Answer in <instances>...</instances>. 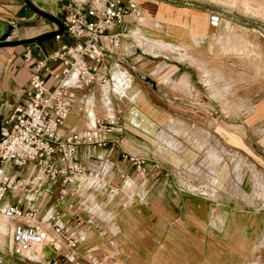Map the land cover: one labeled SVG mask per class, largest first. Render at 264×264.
Wrapping results in <instances>:
<instances>
[{
    "label": "crops",
    "instance_id": "crops-1",
    "mask_svg": "<svg viewBox=\"0 0 264 264\" xmlns=\"http://www.w3.org/2000/svg\"><path fill=\"white\" fill-rule=\"evenodd\" d=\"M135 1L143 17H126L120 46L105 59L112 82L96 83L91 91L77 87L71 109L60 126L64 133L90 130L94 116L102 114L112 122L110 135L118 141L112 151L80 146L78 154L83 163H110V173L100 179L84 176L75 195L56 202V189L47 202L64 220L76 212L84 218L77 231V254L68 260L64 249L56 251L49 245H42L41 250L52 249L43 260L34 257L40 246L31 257L13 254L8 249L12 222L0 218L4 264H91L90 255L111 257L113 264H264V229L256 221L260 211L236 207L241 201L252 207L264 203V196L258 195L264 187V95L245 106L234 105L236 109L230 112L204 98L201 106L177 99L173 95L174 81L185 94L186 90L193 91L197 82L207 92L209 85L214 94L232 88L209 69L204 75L200 69V74L187 69L190 63L183 65L185 61L176 56L184 54L201 66L188 52L146 50L137 41L150 47L144 41L147 38L143 40L138 34L171 46L187 45L193 42L192 37L206 44L213 28L208 22V8L172 0ZM65 3L0 0V124L15 106L28 100L31 66L24 58L26 44L31 43L35 53L37 45L46 51L56 45L54 33L59 31V24L34 6L62 23ZM62 39L69 40L65 33ZM202 54L198 59L205 62L208 58ZM182 67L185 69L180 72ZM181 81L187 84L183 87ZM47 82H53L50 74ZM176 128L185 134L179 140L184 145L181 149L169 145V137L178 136ZM188 132H201V143L186 139ZM208 140L216 146L208 148L209 156L220 163L215 179L210 167L202 165L206 183H199L190 166L199 162V148ZM122 150L146 157L144 174H138L120 157ZM230 154L241 166L238 171L250 175L236 179L234 165L227 161ZM255 173L260 174L261 187L253 182ZM69 200L77 209L67 206ZM22 203L27 205L26 199ZM16 256L23 261L15 262Z\"/></svg>",
    "mask_w": 264,
    "mask_h": 264
},
{
    "label": "built area",
    "instance_id": "built-area-1",
    "mask_svg": "<svg viewBox=\"0 0 264 264\" xmlns=\"http://www.w3.org/2000/svg\"><path fill=\"white\" fill-rule=\"evenodd\" d=\"M126 17H143L137 1L66 0L62 30L54 33L56 45L48 51L37 45L35 53L34 46L26 44L24 58L31 66L28 100L15 106L0 124V218L12 222L8 249L13 254L30 257L42 245L56 251L64 249L68 260L77 254V231L84 218L76 212L64 220L47 202L56 189V202L75 195L84 176L100 179L110 173V163H83L78 154L80 146L112 151L118 141L110 135L112 122L102 114L94 116L90 130L64 133L60 126L71 109L77 87L91 91L96 83L112 82L105 59L119 48L126 32ZM221 18L218 10L208 12L212 27H217ZM63 33L69 40L62 39ZM53 62L58 65L53 66ZM49 74L53 77L50 85ZM120 157L138 174L145 173L146 157L125 150ZM67 206L77 209L72 200ZM88 260L91 264H113L111 257L90 255ZM0 264H4L1 253Z\"/></svg>",
    "mask_w": 264,
    "mask_h": 264
},
{
    "label": "rangeland",
    "instance_id": "rangeland-1",
    "mask_svg": "<svg viewBox=\"0 0 264 264\" xmlns=\"http://www.w3.org/2000/svg\"><path fill=\"white\" fill-rule=\"evenodd\" d=\"M172 1L184 5H202L203 7H207L208 11L218 10L221 12V22L218 27L210 28L208 42H206V44H199V42H197L192 37L194 43L191 42L187 45L184 43H177L181 46H171L158 41L154 42L153 40L148 39L149 37H147L145 34L140 33L138 34V36L143 40L144 38H147V40L145 39L144 41L148 42L149 46L152 48L144 45L142 42L137 41V43H140L146 50H151L157 53L176 51V53L178 52L179 54H181L188 52L192 59H195L198 63L201 64V66L199 67L194 62H190L189 59H186V56L184 54L179 55V57L176 56L178 59L185 61L183 62V65H185L187 61L191 64H187V69H192L193 71L197 70L199 74L201 70L203 75L204 72L209 69L216 75V77L224 78L228 83V87L232 88L231 90L224 91L219 94H214L209 85L208 87L210 91L207 92L205 90H201L200 85L197 82L194 83L196 84L195 86L193 85L194 90H186L187 93L185 94L184 90L179 88L174 81L172 84V88H174L175 90L173 91V95L177 99H185L193 106L203 105L202 101L204 98L205 101L217 104L218 107H224L226 110H228V112L236 109L234 108L236 107L234 105L242 107L243 105H247L249 101H252L253 99L264 95V0ZM169 43L172 44L173 42L169 41ZM201 54L208 58L205 62L198 59ZM205 63H207V65ZM184 69L185 68L182 67L180 69V72ZM203 80L207 84V82L205 81V76L203 77ZM186 84L187 83L185 81L180 82V85L183 87ZM174 132L178 134V136H170L169 140H171V142L169 141V145L173 148L181 149V147H183L184 145L179 140L180 137H183V135H185L184 130H179L178 128H176L174 129ZM189 132L186 135V139L192 138L193 140H196L198 144H200L202 141V137H204L203 135H201V132L195 134L193 132V134ZM162 140L164 141V139ZM208 141V144L205 143L204 145V143H202L203 146L199 148L201 153L198 160L199 162L195 161L190 166V170L193 171V175L194 177H196L199 183H206V180H204L206 173L204 170V166L202 165H208L213 171L212 176L214 177V173L218 167V164L220 163V161L217 162L212 156H209L208 148L212 147L213 149L214 147L216 148V146H214L215 144H212L210 140ZM233 154H230V161H227L228 163L230 162V164H232L231 166L234 165V173L236 175V179L237 177L242 175H250V173L245 172V170L243 172H240V170L238 171L241 166H238L237 160L232 159ZM234 173H231L233 179H228H232L235 181L236 179H234ZM255 174L256 176H253V182H255L256 180L255 184L257 183L258 187H261L262 185L260 182L262 181V179L259 178L260 174ZM214 181L216 182V180ZM228 181L231 184L233 183V181L231 180ZM262 182L264 183V181ZM258 195L264 196V187L258 193ZM261 198L264 199L263 197ZM230 206H233V204H230ZM236 207L241 210L249 208H251V210H259L260 214L257 216L256 221L258 223V226L261 229H264L263 202L255 203L252 207L251 205L245 204L241 201L240 203L236 204ZM261 244H264V239L263 241H261ZM50 250H38V254L46 253L47 255L50 253ZM43 258H40L38 260H43ZM14 261L20 262L23 260L16 256Z\"/></svg>",
    "mask_w": 264,
    "mask_h": 264
},
{
    "label": "water",
    "instance_id": "water-1",
    "mask_svg": "<svg viewBox=\"0 0 264 264\" xmlns=\"http://www.w3.org/2000/svg\"><path fill=\"white\" fill-rule=\"evenodd\" d=\"M35 8H36V10H38L39 12H41L42 14H44V15H47V16H49V17H51V18H53L58 24H59V31H61L62 30V23L61 22H59L53 15H51V14H49V13H47V12H45V11H42L41 9H39L38 7H36V6H34Z\"/></svg>",
    "mask_w": 264,
    "mask_h": 264
},
{
    "label": "bare ground",
    "instance_id": "bare-ground-1",
    "mask_svg": "<svg viewBox=\"0 0 264 264\" xmlns=\"http://www.w3.org/2000/svg\"><path fill=\"white\" fill-rule=\"evenodd\" d=\"M39 248H40V249H38V250H40V251H45V250H43V249L41 250L42 246H40ZM36 250H37V249H36ZM38 250H37V253L34 255V257H35L36 259H40V258L42 259V258L46 255V253H39V254H38ZM50 251H52V249H51ZM33 253H35V252H33ZM42 254H43V255H42ZM32 256H33V254H32ZM30 257H31V256H30ZM34 257H33V258H34ZM35 258H34V259H35Z\"/></svg>",
    "mask_w": 264,
    "mask_h": 264
},
{
    "label": "trees",
    "instance_id": "trees-1",
    "mask_svg": "<svg viewBox=\"0 0 264 264\" xmlns=\"http://www.w3.org/2000/svg\"><path fill=\"white\" fill-rule=\"evenodd\" d=\"M46 35V34H45ZM45 35H41L40 37H43V36H45Z\"/></svg>",
    "mask_w": 264,
    "mask_h": 264
}]
</instances>
